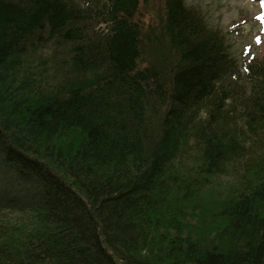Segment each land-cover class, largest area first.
Segmentation results:
<instances>
[{
    "label": "trees",
    "instance_id": "1",
    "mask_svg": "<svg viewBox=\"0 0 264 264\" xmlns=\"http://www.w3.org/2000/svg\"><path fill=\"white\" fill-rule=\"evenodd\" d=\"M207 14L0 0V264H264V82L225 103Z\"/></svg>",
    "mask_w": 264,
    "mask_h": 264
},
{
    "label": "rangeland",
    "instance_id": "2",
    "mask_svg": "<svg viewBox=\"0 0 264 264\" xmlns=\"http://www.w3.org/2000/svg\"><path fill=\"white\" fill-rule=\"evenodd\" d=\"M205 3L208 1L212 2V6L215 8L218 3H221L223 6L220 9V12L222 14V18L229 22L232 19L237 18L240 15V10L242 9L244 11L243 14H246V12L254 16L258 12L255 0H202ZM219 12H216L218 14ZM215 17H217L215 15ZM250 23L246 24L247 27L254 26L253 21H249Z\"/></svg>",
    "mask_w": 264,
    "mask_h": 264
},
{
    "label": "bare ground",
    "instance_id": "3",
    "mask_svg": "<svg viewBox=\"0 0 264 264\" xmlns=\"http://www.w3.org/2000/svg\"><path fill=\"white\" fill-rule=\"evenodd\" d=\"M232 112V114L235 116V117H238L237 116V114H236V112H234L233 110L231 111ZM238 119H239V117H238ZM250 119L252 120V119H254L252 116H250Z\"/></svg>",
    "mask_w": 264,
    "mask_h": 264
}]
</instances>
